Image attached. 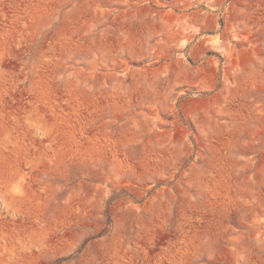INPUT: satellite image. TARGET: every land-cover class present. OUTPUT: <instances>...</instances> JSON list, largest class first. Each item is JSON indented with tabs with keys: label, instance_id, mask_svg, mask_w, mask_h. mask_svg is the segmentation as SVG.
<instances>
[{
	"label": "rangeland",
	"instance_id": "1",
	"mask_svg": "<svg viewBox=\"0 0 264 264\" xmlns=\"http://www.w3.org/2000/svg\"><path fill=\"white\" fill-rule=\"evenodd\" d=\"M0 264H264V0H0Z\"/></svg>",
	"mask_w": 264,
	"mask_h": 264
}]
</instances>
